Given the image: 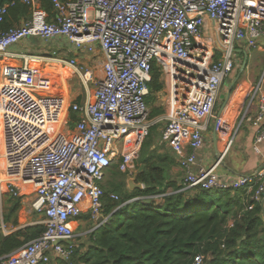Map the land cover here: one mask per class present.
<instances>
[{"label":"built area","instance_id":"obj_1","mask_svg":"<svg viewBox=\"0 0 264 264\" xmlns=\"http://www.w3.org/2000/svg\"><path fill=\"white\" fill-rule=\"evenodd\" d=\"M20 1L31 8V18L0 32V58L30 38L47 43L63 38L76 51L100 50L104 77L92 97L76 103L56 93L41 57L21 55L22 65L0 63V199L5 194L22 199L34 194L31 208L42 218L36 224L46 227L0 264L70 261L77 248L72 222L87 212L92 232L108 222L101 217L102 184L116 159L123 173L135 171L154 125L146 97L155 64L162 68L168 90L161 140L178 157L185 188L250 192L258 187L251 200L261 203L264 165L233 181H221L215 174L232 139L212 168L196 171L195 166L209 122L214 119L216 133L224 126L214 110L221 86L236 65L235 44L254 49L264 38V0H50L53 16L36 0ZM15 5L0 6V24ZM60 64L80 74L85 85L92 81V72H80L76 60ZM255 100L259 151L264 141V69L250 105ZM70 112L80 116L73 129ZM111 198L119 200L114 194ZM202 261L198 257L195 264Z\"/></svg>","mask_w":264,"mask_h":264},{"label":"trees","instance_id":"obj_2","mask_svg":"<svg viewBox=\"0 0 264 264\" xmlns=\"http://www.w3.org/2000/svg\"><path fill=\"white\" fill-rule=\"evenodd\" d=\"M15 2L13 8L27 10L20 0H0V6ZM42 7L53 16L50 0H42ZM11 26L0 24V32ZM147 105L152 107L150 119L165 111L156 107L158 94L165 89L162 68L155 64L148 85ZM82 97L77 98L81 103ZM80 120L70 112L69 124L73 129ZM161 124H154L147 137L159 134ZM152 139V138H151ZM142 144L141 154L150 147ZM141 156V155H140ZM146 158V157H145ZM144 159L141 156V160ZM146 168L137 176L143 189L129 190L127 174L119 166L110 167L109 179L102 185L105 214L111 218L90 234L86 252L78 262L73 259L60 264H264V218L262 207L251 198L258 187L250 192L235 189L203 190L185 188L165 177L164 169L150 159L143 160ZM119 200H113L111 195ZM3 211L6 227L18 228V214L23 199L7 195ZM162 200L156 203L157 200ZM254 204L252 210H247ZM45 225L20 228L0 236V259L40 237ZM76 251L74 256L78 255ZM55 264V263H54Z\"/></svg>","mask_w":264,"mask_h":264},{"label":"crops","instance_id":"obj_3","mask_svg":"<svg viewBox=\"0 0 264 264\" xmlns=\"http://www.w3.org/2000/svg\"><path fill=\"white\" fill-rule=\"evenodd\" d=\"M38 1L36 4L39 7H42V0ZM24 5V4H23ZM27 10L11 8L9 10V14L6 17L5 21L13 27H19L24 22L28 21L31 18V8L26 6ZM43 8V7H42ZM44 9V8H43ZM45 10V9H44ZM210 23V20L206 18V24ZM211 32V30H210ZM55 42V41H54ZM54 42H51L53 45ZM40 44H44L43 42L37 38L27 39L25 41L20 42L17 45L12 46L8 51V56L2 58L3 62L1 64H15V65H22V61L18 58L21 55H32L27 54L30 52V49L38 48ZM38 45V46H37ZM238 47L235 46V51L237 53H244L243 56V64L245 65L244 70L242 68L239 69L240 66L237 64V60L239 57L236 58V77L233 79L232 84L228 88L226 94L224 92H220L216 107L214 110V116L220 117L223 119L224 126L221 132L216 133L214 130V119L209 122L208 129L205 132V146L199 151L198 153V162L195 166V170L198 171L200 169H210L212 168L219 158L225 154V149L227 146V142L229 140H233L234 136H236V140H233V143L223 158L222 163L216 168L215 174L219 176V180L221 181H233L235 179H239L244 176H249L257 172L263 165H264V141L258 146L259 151L255 148L257 147L255 144V137L257 134V128L254 126L255 116L258 112L259 103L258 100H255L250 105V96H252V90L254 86L257 84L264 66L259 64L258 70L254 69L255 58L256 62L260 63L264 57L258 54H251L249 51L258 50L260 52H264V38L260 39L257 43V47L254 49H249L246 47L244 43L236 44ZM98 51V50H97ZM261 58V59H259ZM254 59V63H253ZM73 60V59H72ZM69 60L68 62L72 61ZM104 64V60H103ZM61 65V64H60ZM64 64L61 65V68H64ZM73 73H76L75 70L67 66ZM234 70V71H235ZM104 74V72H103ZM59 76L61 78H59ZM67 76V74H66ZM59 78V79H58ZM67 78V77H66ZM66 78L58 73L54 77V86L56 89V93L61 96H67L71 101V97L68 93L67 85H66ZM61 79L63 86L65 87L63 90V94H59L57 91V83ZM82 97V96H79ZM78 97V98H79ZM225 97V100L222 98ZM73 100V102H76ZM82 102H84L82 100ZM81 102V103H82ZM78 103V102H76ZM220 106V107H219ZM219 107V110L217 108ZM236 113L237 116L232 115ZM237 125L235 128L234 126ZM233 127V128H232ZM162 131V130H161ZM150 147L145 151V154H141V150L139 152V157L135 162L136 170L132 173L127 174L128 177H132L137 179V176L140 172H143L146 168V165L143 160L150 159V161L156 167H161L164 169L165 177L169 178V180L178 182L179 184L183 182L185 172L180 164L178 157L165 145L162 143L161 134L154 135ZM142 148V147H141ZM142 159L141 160V156ZM146 157V158H145ZM120 159H116L113 164L114 166H119ZM120 173H123L119 169ZM109 179V178H108ZM127 181V180H126ZM138 182H136L137 184ZM145 186L143 185V188ZM34 194H28L26 197L23 198V204H27L33 201ZM162 200H157L156 203H160ZM104 204V202H103ZM262 207V215L264 218V195L262 198L261 203H259ZM105 207L103 208L102 218L103 219H110L111 215L107 216L104 212ZM29 218V222L27 219L22 223V219L20 218L18 228H13L10 226V232L13 233L14 231L27 226L35 225L38 221L34 222V217L27 216ZM91 224L94 225L93 221H91L90 214L82 213L80 218L72 222V227L74 231L79 227L87 228L84 234L86 235L84 247L90 244V234L92 233ZM3 235L6 236L5 233ZM76 238L78 239L79 235L75 232ZM75 243V240H74ZM79 249V247H78ZM59 260V259H53ZM79 260V259H78ZM63 261V260H59ZM66 262V261H65ZM55 264H57L55 262ZM79 264V263H78Z\"/></svg>","mask_w":264,"mask_h":264},{"label":"rangeland","instance_id":"obj_4","mask_svg":"<svg viewBox=\"0 0 264 264\" xmlns=\"http://www.w3.org/2000/svg\"><path fill=\"white\" fill-rule=\"evenodd\" d=\"M91 17H92V14H91ZM210 30H211V24L208 23L206 26L207 34H209ZM43 43L44 44L43 45L40 44L38 48L30 49V52L27 54H32V55H36L38 57H41L44 61L43 65L46 67L48 74L50 76H52L53 78L56 75H58V73H60L61 75L67 74V76L64 75V77L65 78L67 77L66 78V80H67L66 85H67L68 93L72 99V102H73V100H76L79 96H82L83 101H87L90 97H92V95L94 94V92L96 91V89L98 87L99 81L102 80L104 77V74H103L104 56L101 53V51L99 50L95 54H89V53H84L81 51H76L74 49V47L70 43H68L66 40H64L63 38H60L59 40L55 41L53 43V45L51 43H47V42H43ZM235 46L238 47L236 44H235ZM249 52H251V54H258V55L264 57V52H260L258 50H253V51H249ZM233 56H234L235 60L237 57H239V59L237 60V64H239L238 66H240L239 69H237V72H238V70H240L243 67V65H242L243 59L242 58H243V56H245V54L244 53H237L235 51ZM72 59L76 60V62L78 64L77 66H78V69L80 70V72L85 73L87 70H90L92 72V81H90L87 85H85L83 83L82 76L80 74L73 73V71H71L69 68H67V66H64V68H61V65H60L61 62H68L69 60H72ZM259 59H261V58H259ZM261 60L262 61L260 63H258V62H256V58H255V63H254V59H253V63H254V69L253 70H258L259 64L264 66V58ZM0 62H3L2 58H0ZM235 67H236V65H235ZM234 70H235V68H234ZM234 70L223 82L221 89H220V92L222 91L226 94L228 88L232 84L233 79L237 75V74H235L236 70L235 71ZM59 78H61V77L59 76ZM163 81L165 83L164 77H163ZM57 84H58L57 85L58 93L63 94V90L65 87L63 86L61 79L58 81ZM34 95L37 96L38 98L47 97L46 93H34ZM167 98H168V90H167V87L165 85L164 91L161 94H158V100H157L155 106L159 107V108H163L164 111L166 112V110H167V104H166ZM222 100H225V97H223ZM219 107L217 108V110H219ZM148 108H149V114H151L152 107L148 105ZM232 115L237 116V114L235 112ZM165 116H166V113H164V115H162V116H160L154 120L150 119V123H152V124L153 123L154 124L159 123L162 125L158 131L160 134H161V130L163 129V127L166 123ZM234 127L236 128L237 125H235ZM152 133L154 134L153 131H152ZM153 134H152V137H146L145 144H149L151 142V140H152L151 138H153V136H154ZM233 140H236V136H234ZM121 146H122V144L119 145L120 148H121ZM145 151L142 153L143 155L145 154ZM114 165H116V164H113L112 167L117 168V166H114ZM135 168H136V166H135ZM108 178H109V173L107 174L103 184L106 183ZM7 195L8 194L3 195L2 198L0 199V236L3 235V233H5V231L10 232V230H11L10 226L6 227L4 225L3 218H2L3 217V211L5 208V202L7 201V197H8ZM29 214H30V216H32V218L34 217V219H35L34 222H36V221L40 222L42 219L38 213H35L32 210L30 203H27V204H22L21 210L18 214V220L21 218L22 223H23V221L26 218L27 222H29L28 221L29 218L27 217ZM74 221L76 222V219ZM92 226L93 225L91 224V227ZM86 230H87V228H83V227H79L78 229L75 230L77 235H79L78 239H75V244L77 247L76 251H78L79 254L72 258L75 262H78L80 254H83L84 252H86V249L84 247L85 238H86V235L84 234V232H86ZM78 247H79V249H78ZM55 262L57 264L63 263L62 261H59V260H52L49 264H54Z\"/></svg>","mask_w":264,"mask_h":264},{"label":"water","instance_id":"obj_5","mask_svg":"<svg viewBox=\"0 0 264 264\" xmlns=\"http://www.w3.org/2000/svg\"><path fill=\"white\" fill-rule=\"evenodd\" d=\"M30 39H31V38H30ZM37 39H39L41 42H44V41L41 40L40 38H37ZM49 43H51V42H49ZM217 47L220 48V49L222 50V48H221L220 45H217ZM245 65H246V63L243 65V67H242V71L244 70ZM127 185H128V189H129V190L143 189V184H136L135 179H133L132 177H128V179H127ZM2 218H3V217H2ZM3 223H4V221H3ZM22 228H25V227H22ZM11 233H12V232H11ZM11 233H9V234H11ZM9 234H8V235H9Z\"/></svg>","mask_w":264,"mask_h":264},{"label":"bare ground","instance_id":"obj_6","mask_svg":"<svg viewBox=\"0 0 264 264\" xmlns=\"http://www.w3.org/2000/svg\"><path fill=\"white\" fill-rule=\"evenodd\" d=\"M59 74H60V73H59ZM60 75H61V74H60ZM64 75L66 76V74H63L62 77H63Z\"/></svg>","mask_w":264,"mask_h":264}]
</instances>
